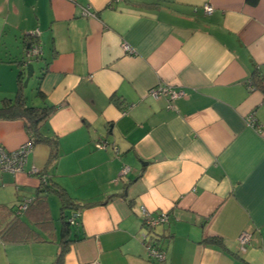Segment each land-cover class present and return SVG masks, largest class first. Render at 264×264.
<instances>
[{"label":"crops","instance_id":"crops-1","mask_svg":"<svg viewBox=\"0 0 264 264\" xmlns=\"http://www.w3.org/2000/svg\"><path fill=\"white\" fill-rule=\"evenodd\" d=\"M34 45L40 56L27 61ZM29 62L30 89L31 78L23 87ZM258 78L264 0H0V102L22 81L28 104L54 107L40 127L51 142L33 143L23 171L0 172V264H54L48 196L56 194L46 195L44 223L33 208L13 212L39 193L41 177L77 204L64 211L79 215L69 223L63 264H157L144 233L169 264H264ZM157 84L183 90L174 109L148 95ZM249 115L259 127L248 125ZM28 136L21 119H0L6 150ZM100 140L106 148L95 147ZM142 209L166 213L167 222L145 228ZM244 230L250 241L242 250ZM210 236L222 246L202 242Z\"/></svg>","mask_w":264,"mask_h":264},{"label":"built area","instance_id":"built-area-1","mask_svg":"<svg viewBox=\"0 0 264 264\" xmlns=\"http://www.w3.org/2000/svg\"><path fill=\"white\" fill-rule=\"evenodd\" d=\"M202 10L205 14H209L212 12V7L208 4L203 5ZM83 14H93L88 9L83 10ZM124 51L131 52L132 49L126 44H123ZM40 56V47L39 45L29 46L25 49V57L27 61H30L33 58H38ZM148 95L153 98H166L167 103L166 107L169 109H174V101L183 95V90L173 88L172 86L165 84H157L148 89ZM127 108V107H126ZM126 108L122 110V113L126 112ZM248 125L252 127H259L257 125L253 115H249L247 117ZM33 146V139L28 136L27 140L22 143L15 150H6L4 147L0 146V172L7 171L10 173H18L23 171L24 165L26 163V158L28 153L31 151ZM107 142L105 140H100L95 143L96 148H106ZM129 170L127 165H124L121 168L120 175L126 174ZM31 172L38 173V170L35 168L31 169ZM42 182L45 181L44 177L40 178ZM32 198H24L17 206V212L20 213L24 209H26L28 203ZM79 213L78 211H74L71 216L68 218V222L70 224H75L77 221ZM167 222L166 213L160 212L155 216L151 215L145 209H142V223L143 226L149 230L153 229L156 225L163 224ZM142 241L144 244V248L146 250V254L149 259L155 261L157 264H169L165 257L164 250L154 241L153 237L147 233L142 234ZM237 241L239 243L240 248L243 250L245 245H247L250 241V234L248 231H242L238 237Z\"/></svg>","mask_w":264,"mask_h":264},{"label":"trees","instance_id":"trees-1","mask_svg":"<svg viewBox=\"0 0 264 264\" xmlns=\"http://www.w3.org/2000/svg\"><path fill=\"white\" fill-rule=\"evenodd\" d=\"M21 76V75H20ZM19 76V78H20ZM257 78V77H256ZM253 82L255 86L264 92V81L262 79H253ZM36 94L44 98L43 93L39 90V88L36 89ZM54 107L49 106L47 104L42 106H34L31 104H28L26 101V97L23 93L22 88V81H19L18 83V90L16 91L15 95L12 98H4L0 102V119H21L24 122V127L26 131L28 132L29 137L33 139V143L35 142H48L50 143V137L43 135L40 131L41 124L49 117L51 112L53 111ZM55 156V153H52L50 156V159H52ZM45 180L42 182V189L39 191V193L36 194L34 198L31 199V201L28 203L26 209H24L20 213L17 212V206L14 208L13 212L15 214V217L26 213L30 211V209L33 208L39 216H37L36 220H39L40 223H44L47 219V217L50 218L49 215V209L46 202V195L48 192H54L61 202V218H62V239H61V246L58 251V254L56 256V259L54 261V264H63V256L67 250V247L69 245L70 239L68 236L69 230V222L68 219L66 220V217L64 215V211L67 209L73 208L74 210H77V204L72 201V198L69 197V195L66 193V191L58 186L48 185L46 184ZM42 194V195H41ZM22 199L20 200V202ZM19 202V203H20ZM44 215V216H43ZM19 219V218H18ZM15 224H25L23 222L13 223ZM26 225V224H25ZM25 240V238H20L17 241ZM204 243L213 244L217 246H222V241L219 237L216 236H210L206 237L202 240Z\"/></svg>","mask_w":264,"mask_h":264},{"label":"rangeland","instance_id":"rangeland-1","mask_svg":"<svg viewBox=\"0 0 264 264\" xmlns=\"http://www.w3.org/2000/svg\"><path fill=\"white\" fill-rule=\"evenodd\" d=\"M36 77L33 76V78H31L30 84H29V88L32 86V82L33 79H35ZM48 203L50 206V210H51V215H52V222L54 223V229H55V234H56V243H53L54 245H58L59 249L61 246V239H62V235H61V221H60V207H61V203L58 199V197H56V195L54 194H50L48 196ZM65 215H68V210L66 211ZM54 240V239H52Z\"/></svg>","mask_w":264,"mask_h":264},{"label":"water","instance_id":"water-1","mask_svg":"<svg viewBox=\"0 0 264 264\" xmlns=\"http://www.w3.org/2000/svg\"><path fill=\"white\" fill-rule=\"evenodd\" d=\"M33 75H34V67H33L32 62H29L26 64V75L23 80V87L27 86L29 79L32 78Z\"/></svg>","mask_w":264,"mask_h":264}]
</instances>
